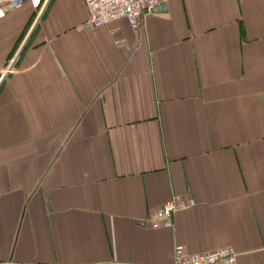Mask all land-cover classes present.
<instances>
[{"label":"crops","instance_id":"1","mask_svg":"<svg viewBox=\"0 0 264 264\" xmlns=\"http://www.w3.org/2000/svg\"><path fill=\"white\" fill-rule=\"evenodd\" d=\"M161 5L137 30H84L82 0L0 21V264H264V0Z\"/></svg>","mask_w":264,"mask_h":264},{"label":"built area","instance_id":"2","mask_svg":"<svg viewBox=\"0 0 264 264\" xmlns=\"http://www.w3.org/2000/svg\"><path fill=\"white\" fill-rule=\"evenodd\" d=\"M44 0H0V21L4 20L8 13L29 5L30 8L40 12ZM165 0H82L87 13V20L82 28L91 31L96 28H103L116 20H125L132 30L141 27L146 18L149 17L155 8L161 6ZM40 13L38 14V17ZM15 58L12 60V63ZM9 64L1 76L14 73L13 65ZM188 207L187 203L173 202L164 205L151 217V226L157 228H172L174 214ZM238 254L231 248H222L203 254H189L183 246H176L173 252L172 264H237Z\"/></svg>","mask_w":264,"mask_h":264},{"label":"water","instance_id":"3","mask_svg":"<svg viewBox=\"0 0 264 264\" xmlns=\"http://www.w3.org/2000/svg\"><path fill=\"white\" fill-rule=\"evenodd\" d=\"M166 11V8H165V6H159V7H157V8H155V10L153 11V13H155V14H159V13H164Z\"/></svg>","mask_w":264,"mask_h":264}]
</instances>
